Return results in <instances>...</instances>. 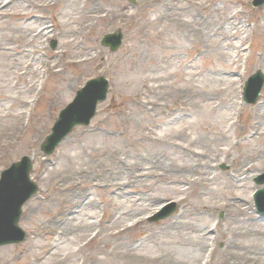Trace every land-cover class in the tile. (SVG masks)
<instances>
[{
	"label": "rangeland",
	"instance_id": "rangeland-1",
	"mask_svg": "<svg viewBox=\"0 0 264 264\" xmlns=\"http://www.w3.org/2000/svg\"><path fill=\"white\" fill-rule=\"evenodd\" d=\"M68 1L13 0L6 13L8 16L0 17L1 47L12 49L10 56L19 58L17 54L22 51L16 50L13 38L27 31L24 36L31 43L24 47V52L28 54L20 64L26 62L30 52L31 57L38 53L40 55L36 47L42 44L43 35L34 38L33 31L45 25L52 27L56 20H63L66 12L73 15L82 12L84 0ZM95 1L92 0L90 4ZM147 1L135 0L132 3L130 0H99L97 8L103 11L101 16L105 19L94 20L92 27L82 29L81 37L76 34L75 44H72L77 45L76 49L67 45L72 39L63 30H55L54 36L45 40L43 60L50 67L57 64L61 74L46 75L48 81L38 101L32 92L20 95L14 89L18 78L12 81L7 79L17 77L15 71L11 70L14 65L0 51V80H6L5 84L0 82L1 96L19 97L26 102L35 101L27 105L29 110L20 122L16 120L20 104L13 108L7 102L0 103V175L13 163L27 156L34 165L31 178L39 186V192L24 206L19 224L26 233V239L22 243L0 248V264H35L37 257H44L48 260L46 264H53V259H49L50 252L61 258L76 249L81 252L74 257L70 255L67 264H124L128 262L122 259L126 249H115L117 240L108 237L118 233H122L123 239L138 247L137 253L147 259L139 264H171L172 261L168 262V259L172 254L181 262L188 258L180 250L179 240L192 241L200 235L186 226H172L184 210L186 214L181 219L194 228L205 229L219 223L213 232L217 238V251L212 254L211 246L205 248L202 263L231 264L232 260L228 259L224 250L228 239L232 238L264 248V240L260 241L251 235L253 231L264 228V214H260L255 206V194L264 189V186L255 182L256 178L264 174V158L253 163L254 171H240L243 163L252 162V152L264 149V136L258 143L250 139L257 131L258 121L255 116L258 115L259 121L264 120V107L257 110L264 102V88L256 104L247 105L243 101L248 78L257 71L264 75V38L260 36L261 31L253 33L250 30L259 17L264 16V6L254 8V0L185 2L184 5L193 16L202 17L208 29L227 23L229 17L236 25L244 24L250 32L241 36L243 39L248 38L243 41L239 57L232 47V43L240 46L238 36L222 40L218 34L211 35L208 43L211 48L202 60L198 59L202 47L195 43L198 36L185 25V21H192L188 15L184 16L175 10L169 21L157 22L156 19L164 13L156 8L148 14L149 20L156 21L155 25L143 28L145 18L142 6ZM114 2L118 4L114 6ZM208 3H213V8L217 10L212 8L207 13L203 12L201 5ZM30 11L31 15L39 17L38 24L32 25L22 20L24 18L20 15ZM16 14L19 16L16 17ZM114 15L118 18L115 19ZM29 16L27 14L24 17L27 19ZM74 29L78 30L77 27ZM115 32L123 34V45L117 52H111L102 45V39ZM217 46L221 50L216 49ZM79 49L91 50L94 55L92 60L84 64L76 63ZM191 61L196 64V70L183 72L182 63ZM226 66H230L231 71ZM178 72L183 73V78L177 77ZM193 72L202 74L198 82H194L191 76ZM37 76L38 73L32 80ZM101 77L109 83V93L107 100L99 104L95 118L88 127H76L51 156H46L40 147L50 136L59 113L89 81ZM152 78L160 79L151 82ZM23 81L28 83L30 80L25 77ZM24 82L19 84L23 86ZM186 82L191 85L203 83L214 95L207 100L190 92L181 97L172 93V88L188 87ZM226 99L229 100L228 105L222 104L212 112L211 104L219 105ZM156 104L160 107L154 106ZM236 105L239 106L237 110ZM186 112H189V118L168 123L169 120L184 116ZM236 112H241L239 117ZM160 115L165 121L158 125L155 117ZM205 116L209 118L203 119ZM232 116L235 119L227 122V118ZM232 123H236L233 130L229 129ZM18 126L23 127L22 131L18 130ZM223 131H229L231 138L229 154L224 151L228 146H219V134ZM161 137H166L169 143L160 144L158 139ZM195 153H199L213 168L216 179L207 190L205 186L189 185L184 195L182 192L177 193V185L171 183L174 178L170 165L185 162L194 164L197 160ZM118 158L136 170L140 166L152 168L156 171L155 176L136 178V175L126 174L127 171L116 175ZM224 166L225 170L222 169ZM111 172L115 176H111ZM239 172L242 178L248 179L231 184L230 179L239 175ZM161 175H165V178H158ZM105 182L109 185L117 183L119 186L109 188ZM120 185H124V188ZM117 188L123 193L116 192ZM81 192L86 194L84 202L94 201L98 208L94 211L84 207L76 215V224L91 223L97 219L104 224V230L101 232L84 226L78 233L61 237L60 231L53 225L65 219L66 212L71 208L68 203L71 195ZM232 192L242 195L246 200L248 212L242 217L229 216L227 210L222 208ZM151 196L155 197L153 202L146 203V199ZM182 197H186L185 202H179ZM171 203H175L174 213L152 223L151 219ZM206 206L211 208L206 210ZM121 213H124L123 223L116 219ZM89 215L95 219H89ZM138 219L143 222L135 226ZM125 227L129 228L126 232ZM106 244V251L98 253ZM5 250L9 251V256L4 253ZM107 253L113 255L106 257ZM177 260H174L175 263ZM246 262L243 259L239 264Z\"/></svg>",
	"mask_w": 264,
	"mask_h": 264
},
{
	"label": "bare ground",
	"instance_id": "bare-ground-1",
	"mask_svg": "<svg viewBox=\"0 0 264 264\" xmlns=\"http://www.w3.org/2000/svg\"><path fill=\"white\" fill-rule=\"evenodd\" d=\"M13 0H0V17L2 16H8L6 15V13L9 11V5L12 3ZM60 3H68L69 1L66 0H59ZM92 0H84L83 2V10L81 13L78 14H71L69 12H66L63 20L58 21L56 20V24L53 25L52 27L50 26H43L42 29H39L37 31H33L34 34V38H39L41 35H43L42 38V44H40L38 47H36L37 52H40V55L38 53L37 56L35 57H31V53L28 56V58L26 57V62L22 65L20 64L21 60L27 56V52H24V47H27L30 45V40H27V37L24 36V34H27L28 32L25 31L20 32L18 35V38H13V41L15 42V44L17 45L16 50L17 51H22V53L20 52L19 54V58H14L12 56H10V53L13 51L10 48H2L1 44H0V51H2L3 55H5L7 58H9V60H12V65L13 68L11 70L15 71V74L17 75V77H12L11 78H7L8 80L12 81L17 79L16 84L14 85V89L18 91V93L21 95L23 94V92L26 93H33L34 99L36 98V100L38 101V97L40 96L41 90H43L46 87L47 81L46 80V75L47 77H49L50 75H56L59 76L61 74L60 71L57 70L58 66L57 64H55L54 66L50 67L49 65H45L44 64V55H45V50H46V45H45V40H47L50 36H54V32L55 30L57 31L58 28H60L61 30L64 31V33L68 36V38H71L72 41H70V43H68V46H72V49H76L77 45L73 46L72 44H75L76 41V34H78L80 37L82 35V29H86V28H90L93 25L94 20L97 19H105L104 16H101V13L103 12L102 10L100 11V9L97 8L98 6V1L96 0L93 4H90ZM105 2H107V0H103ZM193 3V1L191 0H148L144 6H142V12L144 14V24H143V28H147L148 26H152L155 25L156 21L153 20H149L148 19V14L150 11L155 10L156 8H159L160 10H163L164 15L157 18V22H163L164 20H170L171 18H173L172 12H174L175 10H177L179 13L185 15H188L192 21L187 22L185 21V25L189 28H192L193 32L198 36L197 39V45H201V54L199 55L198 59H205V55H207L209 53V50L211 47H209L208 43L210 42L212 36L211 35H216L218 34L220 38H222V40H226V39H230L231 37L234 38L235 36H238L240 39V46L235 45L232 43V47H234V49L237 52V56L239 57V53L241 52V48L243 46V41L247 40L248 37H246L245 39L241 38L242 35H244V33L249 34V30H247L246 26L244 24H238L236 25L234 21H232L231 18L228 17L227 19V23L221 25V26H217L216 28H206V24L203 23L202 17L198 16L195 17L192 15V13L190 12L189 8L187 6L184 5V3ZM118 3L114 2V6H116ZM113 6V5H112ZM201 8L203 10V12L207 13V11H211V9L213 8V3L212 4H202ZM214 10H217V8H213ZM30 11L29 13H27L28 15H30L29 17H27V19H25L27 14H23L20 15L22 16L24 19L22 20H26V22L31 23L32 25L34 24H38L39 20H38V16L36 15H31ZM16 17H18L19 15H15ZM98 16V17H95ZM115 19L118 18V16L116 17L115 15L113 16ZM179 20V19H178ZM257 20V19H256ZM264 20V16L263 17H259L258 21L255 22L254 26H252V28L250 30H252V32H256V31H261L260 36L264 38V24H262V21ZM183 23V22H181ZM204 25V26H202ZM74 27H77L78 30L76 31L74 29ZM27 28V27H26ZM53 28H55L54 30H52ZM142 28V29H143ZM24 29V27H23ZM19 32V29H18ZM190 34V33H189ZM24 36V37H23ZM150 37V36H148ZM155 37V36H153ZM29 39V38H28ZM156 39V38H154ZM219 46H221L220 44H218ZM219 46H217L216 49L221 50V48H219ZM199 47H197L196 49H198ZM195 49V48H194ZM195 49V50H196ZM79 54L77 56V60L76 63L78 64H84L90 60H92V58L94 57V55L91 53V50H84L81 51L79 49ZM42 53H44L42 55ZM230 58V57H229ZM235 63V61L233 60V64ZM181 68L183 69V72H185L186 70H196V64H194V62H186V63H182ZM226 69H228L229 71H231L230 66H226ZM38 73V76L36 77V79L33 81L32 77ZM183 73L182 72H178V76L179 78H183ZM202 74L198 73V72H193L191 73L192 78L194 79V82H198V79L200 78ZM185 76V75H184ZM25 77L29 78V82L25 83L23 81V79ZM160 79V78H159ZM158 78H152L151 82H157L159 80ZM1 83L5 84L6 80H0ZM19 82H24L21 86L19 84ZM186 84H189L188 87H181L180 89L178 88H172V93L176 94L177 96L179 95L180 97L184 94H186L187 92L192 93L194 96L196 97H204L207 98L208 97L214 95L213 91L211 89H209L206 85H204L203 83L201 84L199 82V84H190L188 82H186ZM55 86V85H54ZM57 86V85H56ZM188 89V90H187ZM59 91V89H58ZM2 94H0V103H4L7 102L11 105V107H16L18 104H20V106H18L20 108V112L18 117L16 118L17 122H20L23 120V116L26 114V111L29 110L27 105H29L32 102L35 101H31V102H26L23 101L21 99H19V97H11L8 96L7 98H3L1 96ZM227 101L229 102L228 99H226V101H222L221 104L219 105H212V112H215L216 110H218L221 105H228ZM154 106H159V104H156ZM10 107V108H11ZM264 107V102L258 106V111ZM5 108V107H4ZM239 108L238 105H236L235 110H237ZM143 109H145V107H143ZM189 112H186L184 116H180V118H174L172 120H169L168 123H175L176 121H181V120H185L187 118L190 117V114H188ZM241 112H236V116H240ZM32 115V114H31ZM163 115V114H162ZM162 115L160 116H156V120L155 123L160 125L161 123H164L165 120L161 119ZM209 118V116H205L203 117V119H207ZM235 119V116L227 118V122H231L232 120ZM255 120L258 121V123L256 124V128L257 131L254 133V135L250 138L251 140H254L256 143H258L259 141L262 140L263 136H264V120L262 119V121H259V117L258 115L255 116ZM167 123V122H166ZM235 124L236 123H232L230 124L229 129L233 130L235 129ZM23 127L22 126H18V130L22 131ZM229 131H223L221 132V134H219L220 136V141H219V146L221 145H226L228 146V148L226 150H224L226 152V154L230 153V148H229V144H230V137L228 135ZM158 142L160 144L166 145L167 143H169V140L166 137H161L160 139H158ZM193 146V145H191ZM252 156H253V160L250 164H242V169L240 171H244L246 172H250L251 170L254 171L255 166H253V163L255 161H259L260 159L264 158V149L262 150H255L254 152H252ZM194 156L197 158V160L194 162V164H190L188 162H185L184 164H177V163H171L170 168L172 169V173H173V178L171 180V183L174 185H177L175 190L177 191V193L182 192V194L184 195V193L187 190V186L189 185H193V186H205L206 190L210 187V185L213 183V181L216 179V177L214 176V172H213V168L206 163V161L203 160L202 156L199 153H195ZM159 162H157L156 165H158ZM163 165V164H162ZM164 167V166H163ZM136 168L134 166H130L125 164L120 158L117 159V167H116V175H120L121 173H125V171H127L129 175H136L138 177H147V176H155V172L154 169L152 168H145L143 166H140V169L136 170ZM115 174H113V172H111V176H115ZM217 175V174H216ZM62 177V176H61ZM158 178H165V175H161ZM248 178H242L241 177V173L239 172V175L237 176H233L230 179V183L231 184H237V183H242L244 180H246ZM106 184L108 182H105ZM107 186L110 187H114V186H119V184H107ZM121 187L124 188V185H120ZM208 187V188H207ZM132 188V187H130ZM116 192H119L120 194L123 193L119 188L116 189ZM202 195V193H200ZM84 195L85 192H81V193H77V194H72L71 195V200L70 202H68L69 204H71V208L68 209V211L66 212V216L65 219L63 220H58L54 223L53 227L57 228L58 231H60V236L61 237H67L70 234H75L78 233L80 229L83 230L84 226H89L91 228H95V229H99L101 232H103V223H100L99 220L95 219L94 216L89 215L88 218L89 219H95V222H91V223H84L82 224V222L77 223L76 224V215L80 214V211L83 210L84 207H87L89 209H97L98 206L94 201H90L88 200L87 202H84ZM155 199V197L151 196L148 197L146 199V203L150 204L151 202H153V200ZM186 201V197H182L179 199V202H185ZM247 203L246 200L243 198L242 195L236 194V193H231L229 195L228 198V202L227 204H225V206H223L222 208L227 210L228 215L233 216L234 218H238V217H242L244 216V214L246 212H248V208H247ZM206 208V210L210 209L208 206L204 207ZM119 211H121V209L119 208ZM186 212L185 210L181 213V215L179 216V218L173 223L172 226H180L182 228H184L185 226L188 227L190 230H193L194 233H200L199 237L196 240H184V239H180L179 240V248H181L180 250H182L183 252L186 253V258L188 259H183V261L179 262L176 258L175 255L172 254V256L169 257V261L171 262V264H207L208 262H203L202 263V252L204 251V249L208 248L209 246L212 247V254L216 253L217 249L215 248V242L217 241V238L214 237V233L217 228L219 227V223H216L214 226L210 225L207 228H203L200 229L199 228H194L193 225L191 224H185L184 220L181 219L185 216ZM124 213H121L118 218H116L118 221H122L123 223V216ZM233 218V219H234ZM142 220L138 219L135 221V226H140L142 224ZM75 223V224H74ZM129 228L125 227L124 228V232H126ZM77 235V234H76ZM100 236V234H97ZM252 236L258 238L260 241L264 240V228L261 229H257L255 231H253V233L251 234ZM122 233H118V235H109L108 237L111 239H116L117 240V244L115 246V249L117 248V250H121L122 249H126L127 252L122 253V259L127 260L128 262L124 263V264H139L142 262H145V260H147L144 256L140 255L139 253H137L138 247H136L134 244L127 242V240L123 239L122 237ZM60 237V238H61ZM37 243H39V239L36 238ZM57 243V242H56ZM107 244L105 246L104 249H99L98 253H102L104 251H106L107 248ZM226 249L224 250V253L226 254V256L228 257V259L232 260L231 264H239L240 262H242L243 259L247 260V262L245 264H264V248L263 246L260 245H255V243L252 244H244L241 242H238L237 240H235V238L233 239H228L227 244H226ZM114 249V250H115ZM81 250L76 249L75 251L69 252L66 255L62 256L61 258L58 257V255H56L55 253L52 254L51 252L49 253L50 258L49 259H53V264H67V262H69V256L73 255L76 256L78 253H80ZM4 253H8L9 256V251L5 250ZM113 253H107L105 256L106 257H110L112 256ZM211 257V255H210ZM151 260V259H150ZM174 260H177L176 263ZM45 261L46 258L44 257H37L35 258V264H46ZM98 261V260H97ZM101 263V261H98ZM84 264V263H82Z\"/></svg>",
	"mask_w": 264,
	"mask_h": 264
},
{
	"label": "water",
	"instance_id": "water-1",
	"mask_svg": "<svg viewBox=\"0 0 264 264\" xmlns=\"http://www.w3.org/2000/svg\"><path fill=\"white\" fill-rule=\"evenodd\" d=\"M132 3L135 0H131ZM264 0H254L255 8L262 7ZM123 35L112 34L104 37L102 45L116 52L122 45ZM54 44V48H55ZM264 86V76L258 71L250 77L245 88V102L255 104ZM109 83L103 77L92 80L81 89L74 101L59 115L52 134L41 146L45 155H52L55 149L73 131L76 126H89L95 117L98 104L107 99ZM33 163L28 157L14 163L1 174L0 179V248L25 240V233L19 227L23 206L38 192V186L31 180ZM264 185V175L256 180ZM257 207L264 213V190L257 194ZM175 210V205L168 206L151 221L156 222L169 217Z\"/></svg>",
	"mask_w": 264,
	"mask_h": 264
}]
</instances>
